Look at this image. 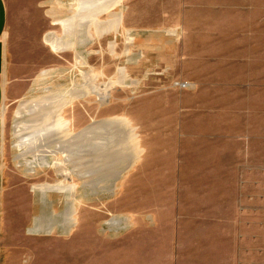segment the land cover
I'll use <instances>...</instances> for the list:
<instances>
[{
    "label": "rangeland",
    "instance_id": "374dc122",
    "mask_svg": "<svg viewBox=\"0 0 264 264\" xmlns=\"http://www.w3.org/2000/svg\"><path fill=\"white\" fill-rule=\"evenodd\" d=\"M9 3L2 264H109L154 234L162 264H264V0ZM91 20L112 28L87 49ZM81 78L98 97L75 101ZM55 97L65 179L47 169ZM74 136L100 165L84 179Z\"/></svg>",
    "mask_w": 264,
    "mask_h": 264
},
{
    "label": "crops",
    "instance_id": "0c3cea01",
    "mask_svg": "<svg viewBox=\"0 0 264 264\" xmlns=\"http://www.w3.org/2000/svg\"><path fill=\"white\" fill-rule=\"evenodd\" d=\"M9 4H10L9 0H0V111L2 109L3 102H4V91H5V89H4V87H5V85H4V71H5V67L7 64V57H8L5 53L4 36H5V33L8 29V24H9ZM115 4H114V6H115ZM113 7H111V9ZM111 9L109 11H111ZM109 25H110L109 31L105 35H108L111 32L112 27H111L110 22H109ZM85 27H86V35H88L90 37V40H91L90 44H86V48L88 49V46L90 47L94 43V39L90 34L91 27L94 29V34H95V37L97 39H100L101 37H103L105 35H100V32L98 31L97 28L95 30L92 20L90 23H85ZM130 35H131V32H128L127 36H126L127 40H132ZM53 40H55V39H53ZM49 41H50V39H49ZM47 44H48V42H47ZM83 50L80 53L81 56H82V52H84ZM89 52H91L90 56H92L93 54L96 53V51H89ZM87 53H88V51H87ZM90 56L87 55L86 57L88 58ZM85 62H87V59L85 60ZM76 66H77V64H76ZM44 76H46V75L42 74L41 78L44 79ZM80 83L82 86H83V84H85V96L82 93L83 91H82V86H81L80 91L78 90V96H76L75 101L84 99L85 97L88 96V94L92 95L94 97H98L97 92L99 91V89H98L99 86H98V84H96L92 80V78L90 79V83L88 85H86L88 82L85 83L82 78H81ZM101 90H103V89H101ZM51 105H52V108H50V110L48 112V116H47V120L49 121V124L47 126L48 127H55V133H54V138L51 140V142L49 141L48 147H51V148L57 147L58 148V155L56 158L53 157L54 162L49 163L50 166L47 169H53V170L60 169L62 172V176H60V177L65 179V176H66L65 171L67 170V165H66V162H65L63 156H66L67 146L65 145L64 142H66L67 139H63L60 136V126L57 124V114L66 105L64 102V106L63 105L61 106V99L60 98L56 99V97L51 99ZM93 126L94 125H91L90 127H88L87 130L91 131L93 129ZM78 140L79 139H77V137L74 136L75 175L77 177H79L80 179H84L83 175L87 174V172H89V173L92 172L91 168L98 167L100 165H98V164L95 165L93 161H90V164H85V165L81 164V161L79 160V158H80V156H82L83 150L80 149L79 153H78L77 149L79 147V144H76V143H78ZM92 150L93 149H91V151ZM105 151H106V149H105ZM106 159H109V157L106 156L105 160ZM86 168H87V170H86ZM88 168H90V169L88 170ZM2 191H3V169H2L1 162H0V197H1ZM50 192L51 191L44 192L43 195L45 196ZM69 227L71 228V221H70ZM156 227H158V226H156ZM70 228H69V231H70ZM31 232L37 233L40 231L32 229ZM0 233H1V220H0ZM145 239L147 241L144 243L148 244L149 246L148 247H146L145 245L140 246V247L135 246V247H137L138 252H136V251L132 252L131 250L134 249V247L130 248L131 246L129 245V242L127 241L128 238H124L122 252H123V255L125 257H122V258H116L115 257L114 260L112 258L113 261H112V263H109V264H131L132 260H134V259L137 260L140 257L141 252L147 253L148 257L154 261L153 264H162L163 263L162 262L163 238L157 234H154L151 236H146ZM140 243H142L141 240H140ZM125 253H127V254H125ZM43 255L45 256V254H43ZM132 256H133V258H132ZM49 259L50 258H45V257L40 258V260L42 261L40 264H50V262H48ZM108 259H111V258L109 257ZM0 264H2L1 249H0Z\"/></svg>",
    "mask_w": 264,
    "mask_h": 264
},
{
    "label": "bare ground",
    "instance_id": "6f19581e",
    "mask_svg": "<svg viewBox=\"0 0 264 264\" xmlns=\"http://www.w3.org/2000/svg\"><path fill=\"white\" fill-rule=\"evenodd\" d=\"M79 59H80V64H81V61H82V59H83V58H82V57H80Z\"/></svg>",
    "mask_w": 264,
    "mask_h": 264
}]
</instances>
